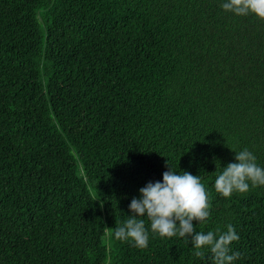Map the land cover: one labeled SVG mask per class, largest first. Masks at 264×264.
Here are the masks:
<instances>
[{"label":"trees","instance_id":"obj_1","mask_svg":"<svg viewBox=\"0 0 264 264\" xmlns=\"http://www.w3.org/2000/svg\"><path fill=\"white\" fill-rule=\"evenodd\" d=\"M222 3L0 0V264H211L146 218L148 247L114 237L168 163L264 264V186L214 189L234 150L264 165V18Z\"/></svg>","mask_w":264,"mask_h":264},{"label":"clouds","instance_id":"obj_2","mask_svg":"<svg viewBox=\"0 0 264 264\" xmlns=\"http://www.w3.org/2000/svg\"><path fill=\"white\" fill-rule=\"evenodd\" d=\"M221 7L235 15L264 18V0H223ZM234 153L233 162L225 166L219 163L215 171L214 189L224 197L264 186V165L257 162L254 152L245 147ZM128 207L130 214L115 226L114 237L118 240L146 248L151 231L160 237L187 240L195 255L207 257L211 264H236L240 257L231 247L240 239L233 224L205 232L198 231L193 223L205 224L211 215L209 195L200 175L176 171L168 163L162 180L149 181L141 187L139 196L133 197ZM145 218L150 222V231Z\"/></svg>","mask_w":264,"mask_h":264}]
</instances>
